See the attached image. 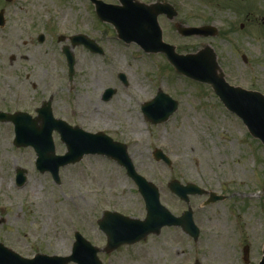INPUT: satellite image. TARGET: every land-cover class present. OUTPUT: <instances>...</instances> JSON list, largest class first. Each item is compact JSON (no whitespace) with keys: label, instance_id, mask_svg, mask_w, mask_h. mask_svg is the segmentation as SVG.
Returning <instances> with one entry per match:
<instances>
[{"label":"rangeland","instance_id":"obj_1","mask_svg":"<svg viewBox=\"0 0 264 264\" xmlns=\"http://www.w3.org/2000/svg\"><path fill=\"white\" fill-rule=\"evenodd\" d=\"M171 2L177 4L176 21L210 22L221 31L219 38L207 41L228 57L231 82L264 93V0ZM195 7L198 17L193 16ZM2 8L5 23L0 32L15 33L11 41L17 46L3 47L0 40V109L35 113L42 99L52 95L55 115L73 114V121L85 129L103 130L126 142L138 172L160 187L162 202L175 214L187 205L168 188L172 178L227 195L206 206L204 196L192 197L201 228L198 241L179 227H165L160 235L127 246L121 252L130 253L126 263L194 264L198 259L202 264H258L264 245V145L215 92L179 74L164 54L145 53L135 43L120 40L113 24L99 18L90 0H0ZM159 21L165 41L175 44L178 52L206 40L184 37L173 21L161 17ZM229 25L235 27L227 39L231 44L220 39ZM77 33L95 39L104 53L74 47L77 73L75 83H70L62 46L71 45L69 36ZM234 43L238 44L231 49ZM243 54L249 59L246 65ZM43 66H49V86L37 82L34 87L33 72ZM120 72L127 75L128 85L119 78ZM107 87H115L117 93L104 101ZM160 88L179 101V108L168 121L153 124L141 105ZM14 136L13 124L0 122V241L5 245L24 256L67 255L75 231L94 244H105L97 224L104 210L145 216L136 183L115 160L87 155L62 167L57 184L50 172L37 169L34 149L16 147ZM54 136L56 153H64L66 145L59 134ZM157 148L169 155L171 165L154 158ZM18 166L28 172L24 187L15 182ZM246 245L249 262L243 259Z\"/></svg>","mask_w":264,"mask_h":264},{"label":"water","instance_id":"obj_2","mask_svg":"<svg viewBox=\"0 0 264 264\" xmlns=\"http://www.w3.org/2000/svg\"><path fill=\"white\" fill-rule=\"evenodd\" d=\"M100 18L112 23L118 37L126 42H137L146 52H162L169 62L181 74L197 81L210 84L221 101L230 111L237 114L245 123L250 133L259 138L264 144V94L234 86L227 82L225 73L217 60L213 47L205 44L196 52L179 53L176 46L163 40V33L158 21L161 13H167L174 18L177 12L167 2L146 3L140 0H121L122 4H109L103 0H92ZM264 20V19H263ZM3 11H0V25L4 24ZM183 35L202 32L208 27L194 28L184 24H177ZM212 33V30L205 34ZM44 35H40L43 40ZM63 38V37H60ZM72 45L84 44L93 52L103 53V49L84 34L71 36ZM63 52L67 56L70 78L74 72L75 56L69 45H64ZM126 83V75L119 74ZM115 93L114 88H107L103 94L105 100ZM178 101L169 94L158 90L149 101L142 104V111L147 119L153 123H160L177 109ZM38 115L33 117L23 111L14 113L0 111L1 121H11L15 126L16 146H33L37 152V168L41 172L50 171L56 182H60L59 168L74 163L86 154H101L116 160L124 166L127 174L137 183L146 202V217L133 218L116 211L106 210L98 221L100 228L108 237L107 248L115 249L124 243H135L147 238L151 233H160L165 225H179L184 231L197 238L199 229L194 224L192 210L188 209L181 215H175L160 201L158 187L139 174L128 154L125 143L115 141L104 132H88L78 126H71L66 121L55 118L51 108V99L38 108ZM53 130H57L61 139L67 144V152L56 154L52 138ZM157 159H164L171 163L167 155L161 150L155 152ZM23 168H17V184L23 185L26 181ZM170 189L181 198L189 201V194H204L207 191L194 183L182 184L178 180L169 183ZM206 203L224 199V195L210 192ZM76 240L72 254L68 256L47 255L38 253L27 258L0 242V264H68L75 261L78 264H101L97 256L99 248L82 236L75 233ZM244 260L249 261V247L244 248ZM196 264H201L199 261ZM258 264H264L263 256Z\"/></svg>","mask_w":264,"mask_h":264},{"label":"flooded vegetation","instance_id":"obj_3","mask_svg":"<svg viewBox=\"0 0 264 264\" xmlns=\"http://www.w3.org/2000/svg\"><path fill=\"white\" fill-rule=\"evenodd\" d=\"M145 1H148V2H155V1H159V2H161V1H172V0H145ZM117 2H119L118 0H114L113 1V3H117ZM238 4V7L240 6V2H238L237 3ZM248 11V10H247ZM198 12H200L196 7H195V12L193 13V16L194 17H198V15H199V13ZM204 12H207L206 10H204ZM161 18H163V20L164 19H168L169 20V18L166 16V15H162L161 16ZM204 24H206V25H211V24H213V23H210V22H205ZM195 25H197V24H195ZM203 25V24H202ZM241 27H243V25H241ZM208 29L209 30H212V33L210 34H201V35H195V36H192V37H194L195 39H197V38H200V39H206L205 41H203V42H201L200 43V46H198V47H195V49H192V50H190V51H195V50H198V49H200L201 48V46L202 45H204L205 43H210L214 48H215V50H216V52H217V55H218V61H219V63H220V65L222 66V68L224 69V71H225V74H226V77H227V80L231 83V84H234V85H240V84H235V83H233V82H231L230 81V78L231 77H233V75L229 72V71H227V69L226 68H228L229 67V61H228V57H226L225 55H223V53H221V50H219V46H217V45H213L211 42H209V41H207V39L208 38H212V39H217V38H219V35H220V33H221V31L220 30H218V32H216V33H214V30L212 29V28H210V27H208ZM205 30V32H207V31H209V30ZM225 30V32H224V36H222L220 39H222L224 42L223 43H225V41L230 37V35L232 36V34H235V32H234V30H235V27L233 26V25H229V27H227V28H225L224 29ZM231 33V34H230ZM223 35V34H222ZM38 40H39V38H38ZM45 40V35H44V38H43V41ZM42 42V41H41ZM227 43H230V42H228V40H227ZM231 44V43H230ZM229 44V45H230ZM236 44H238V43H234V44H232V45H230V47H231V49H233L232 48V46L234 47ZM235 48V47H234ZM236 55H237V53H236ZM243 60H244V64L246 65V63H248L249 62V59L247 58V56L246 55H244L243 54ZM35 72H33V76L36 78V82H34L33 83V86L35 87V86H37L36 84H37V82H39V83H43V85H45L46 87H48L49 86V66H43V67H40V68H38L37 70H34ZM75 74H76V72L74 73V75H73V78L72 79H70V77H69V72H68V80H69V82L70 83H75ZM40 85H42V84H40ZM70 86H71V84H70ZM251 89H256V88H251ZM51 99V108L53 109V112H54V108H53V103H54V100H53V97H52V95H49V97L48 98H44V99H42V102H41V104L39 105V106H37V107H35V113H38V108H40V107H42L43 106V104L45 103V102H48L49 100ZM102 99H104L103 98V94H102ZM7 111H9V110H7ZM16 111V110H15ZM59 111V110H58ZM63 114H61V115H57L58 117H60V118H63V119H65V120H67L69 123H71V124H73V125H77L78 123H76L75 121H73V114H64L63 116H62ZM84 128V127H83ZM88 130V129H87ZM91 131H93V130H91ZM57 135L58 133L57 132H55L54 133V135ZM55 137V136H54ZM56 142V141H55ZM19 148V147H18ZM194 196V195H193ZM193 196H190V200H189V203L187 204V202H185V201H183L186 205H188V206H190V207H192L193 208V205H192V197ZM205 198H206V196L207 195H203ZM180 199V198H179ZM181 200V199H180ZM193 217H194V219H195V221H196V218H195V210L193 209ZM196 223H197V221H196ZM198 224V223H197ZM104 234V233H103ZM105 235V234H104ZM146 241V240H145ZM106 243H107V237H106V235H105V244L103 245V246H99L100 247V250H99V252H98V254H99V257H100V259H101V261H102V264H127L126 263V261H127V259H128V257H130V253H127V252H125V253H121L125 248H128L127 246H129V245H125V246H122V247H120V248H116V249H114V250H109L107 247H106ZM119 253H121V254H119ZM33 256V255H32ZM32 256H28V257H32ZM118 258H121V262L119 263L118 262ZM125 262V263H124Z\"/></svg>","mask_w":264,"mask_h":264},{"label":"bare ground","instance_id":"obj_4","mask_svg":"<svg viewBox=\"0 0 264 264\" xmlns=\"http://www.w3.org/2000/svg\"><path fill=\"white\" fill-rule=\"evenodd\" d=\"M15 36V33H12L11 35H4L3 32H0V40H1V46H5L6 48L16 47L17 45L14 44V42L11 41V38Z\"/></svg>","mask_w":264,"mask_h":264}]
</instances>
